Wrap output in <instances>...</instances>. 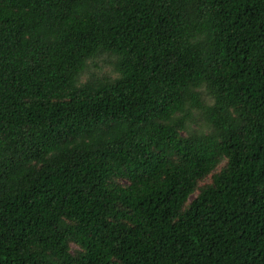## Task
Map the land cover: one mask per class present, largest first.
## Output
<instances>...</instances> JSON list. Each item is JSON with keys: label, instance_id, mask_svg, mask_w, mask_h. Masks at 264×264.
Returning <instances> with one entry per match:
<instances>
[{"label": "trees", "instance_id": "16d2710c", "mask_svg": "<svg viewBox=\"0 0 264 264\" xmlns=\"http://www.w3.org/2000/svg\"><path fill=\"white\" fill-rule=\"evenodd\" d=\"M0 264H264V0H0Z\"/></svg>", "mask_w": 264, "mask_h": 264}, {"label": "rangeland", "instance_id": "374dc122", "mask_svg": "<svg viewBox=\"0 0 264 264\" xmlns=\"http://www.w3.org/2000/svg\"><path fill=\"white\" fill-rule=\"evenodd\" d=\"M96 64H97V65H100V66H103V59L100 60V61H96ZM103 67H104L103 70L100 71L101 74H104V73H106V72H110V71L113 69V67H112V66H109V65H107V66H103ZM91 70H92V71L95 70V66H94V65H92ZM194 128H197V126L195 125ZM198 129H200V128H198ZM204 130H205V129H204ZM209 182H210V178H207V179H205L204 181H201V182L199 183V185H200V186H203V185H205V184H207V183H209Z\"/></svg>", "mask_w": 264, "mask_h": 264}]
</instances>
